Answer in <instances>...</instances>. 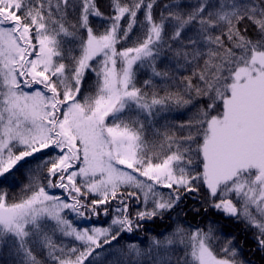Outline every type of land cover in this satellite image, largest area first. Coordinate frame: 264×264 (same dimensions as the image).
Wrapping results in <instances>:
<instances>
[{
	"label": "snow or ice",
	"instance_id": "obj_1",
	"mask_svg": "<svg viewBox=\"0 0 264 264\" xmlns=\"http://www.w3.org/2000/svg\"><path fill=\"white\" fill-rule=\"evenodd\" d=\"M189 198L264 254V0H0V264H251Z\"/></svg>",
	"mask_w": 264,
	"mask_h": 264
},
{
	"label": "trees",
	"instance_id": "obj_2",
	"mask_svg": "<svg viewBox=\"0 0 264 264\" xmlns=\"http://www.w3.org/2000/svg\"><path fill=\"white\" fill-rule=\"evenodd\" d=\"M106 0H99L100 6L103 8ZM199 207L197 201L192 200L191 198L187 199L182 208L185 210L184 213H181L180 219L187 220L192 224H200L203 226L207 223L208 220H217L221 225V231L229 235L235 236L237 241L240 243L242 257L245 260L251 261V264H264V254L255 250V243L251 238L250 234L244 232L242 225L236 224L230 219L222 218L219 214L209 211L205 213L201 209L200 214H196L191 211V209ZM186 213V214H185ZM174 215V214H173ZM172 226V221L166 215L163 219L157 218L153 221H148L144 225V229L140 233H134V236H137L139 239H144L145 230L149 235H155L160 232L167 231Z\"/></svg>",
	"mask_w": 264,
	"mask_h": 264
}]
</instances>
